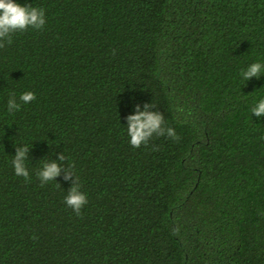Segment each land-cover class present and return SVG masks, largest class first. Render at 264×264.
I'll list each match as a JSON object with an SVG mask.
<instances>
[{
    "label": "trees",
    "instance_id": "1",
    "mask_svg": "<svg viewBox=\"0 0 264 264\" xmlns=\"http://www.w3.org/2000/svg\"><path fill=\"white\" fill-rule=\"evenodd\" d=\"M43 30L0 49V264H264V0H16ZM115 50V55H113ZM27 91L36 100L8 113ZM153 104L180 137L129 143ZM31 150L30 180L14 172ZM88 204L77 216L63 173Z\"/></svg>",
    "mask_w": 264,
    "mask_h": 264
},
{
    "label": "clouds",
    "instance_id": "2",
    "mask_svg": "<svg viewBox=\"0 0 264 264\" xmlns=\"http://www.w3.org/2000/svg\"><path fill=\"white\" fill-rule=\"evenodd\" d=\"M45 24L46 17L43 8L28 4L21 5L16 0H0V49L12 44V37L15 33L26 32L29 29L43 30ZM113 55H115V50H113ZM262 75H264V63L262 62H254L240 72L244 83L253 77L259 79ZM35 100L36 94L32 91L22 93L19 96L20 102H17L13 93L8 99L7 111L14 113L20 110L21 103L28 104ZM153 108L155 105L146 103L141 111V106L137 104L134 114L126 117L129 143L133 148L139 149L142 145L147 146L153 136H167L179 141L180 137L175 130L165 127L164 115L159 111H151L150 109ZM250 111L257 118L264 117V98L254 102ZM30 150L26 144L22 147H15V155L12 159L15 174L22 176L26 182L30 180V173L26 165ZM66 160L67 157L64 153H59L58 160H46L36 172V176L40 180L41 186H44L51 181L56 182L63 173V180L71 181V187L64 197V202L77 216H81L82 209L88 204V198L81 191L80 177L76 174L75 165L69 163L65 166ZM57 186L59 187L60 184L57 183ZM261 214L264 215V213Z\"/></svg>",
    "mask_w": 264,
    "mask_h": 264
}]
</instances>
